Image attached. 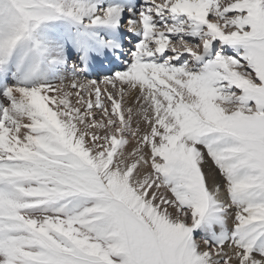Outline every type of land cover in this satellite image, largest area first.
Here are the masks:
<instances>
[{"label":"snow or ice","instance_id":"1","mask_svg":"<svg viewBox=\"0 0 264 264\" xmlns=\"http://www.w3.org/2000/svg\"><path fill=\"white\" fill-rule=\"evenodd\" d=\"M0 264H264V0H0Z\"/></svg>","mask_w":264,"mask_h":264},{"label":"bare ground","instance_id":"2","mask_svg":"<svg viewBox=\"0 0 264 264\" xmlns=\"http://www.w3.org/2000/svg\"><path fill=\"white\" fill-rule=\"evenodd\" d=\"M110 65L107 63V62H104L103 64H102V66H98L97 68H96V70L92 73V75H91V77L90 78H94V77H96V75H100V74H106L109 70H110ZM99 72H101V73H99ZM102 75V76H103ZM102 76H100L101 78H102ZM206 172H207V169H206Z\"/></svg>","mask_w":264,"mask_h":264},{"label":"rangeland","instance_id":"3","mask_svg":"<svg viewBox=\"0 0 264 264\" xmlns=\"http://www.w3.org/2000/svg\"><path fill=\"white\" fill-rule=\"evenodd\" d=\"M99 73H101V72H99ZM103 74H98V75H96V77H94V78H101L100 76H102ZM209 165L211 166V167H213L214 168V165H211V161H209Z\"/></svg>","mask_w":264,"mask_h":264}]
</instances>
